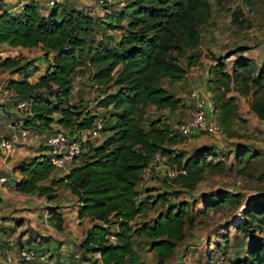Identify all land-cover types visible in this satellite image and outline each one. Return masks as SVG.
I'll list each match as a JSON object with an SVG mask.
<instances>
[{
	"label": "trees",
	"instance_id": "1",
	"mask_svg": "<svg viewBox=\"0 0 264 264\" xmlns=\"http://www.w3.org/2000/svg\"><path fill=\"white\" fill-rule=\"evenodd\" d=\"M211 1L128 0L105 20L107 28L120 31L118 39L108 36L97 41L98 19L88 8L55 3L52 8L46 5L48 14H44L37 0H28L19 12H12L4 7L5 0H0V43L40 47L47 62L46 70L32 81L31 76L39 69L32 59L22 62L23 58L6 56L0 60L1 66L13 67V72L21 75L6 82L7 87L16 90L15 99L5 107L7 112L17 100L29 98L32 109L22 119L25 127L38 132L64 128L73 135L92 127L99 116L104 119V139L101 143L89 141L68 171L56 168L48 153L26 157L15 168L22 174L14 183L19 192L52 198L58 185L70 188L77 197L78 217L92 222L79 245L85 256L100 250L102 259L110 264H144L134 240L136 235L150 239L149 249L157 253V264H168L175 256L187 236L188 223L193 222L189 201L169 203L157 215L134 222L159 201L169 200V191L159 192L155 198L139 196L142 171L155 151L161 150L170 164L187 170L172 178L164 175L165 181L189 189L195 188L207 171H224L228 166L211 147L199 148L193 154L176 150L173 145L184 135H170L174 124L159 117L145 126L140 118L150 104L171 111L184 105L163 79L184 80L187 67L180 63L179 54L187 56L188 66L199 62V23L210 19ZM249 62L250 58L239 59L232 71L222 60L210 67L215 121L220 128L230 130L239 116L238 98L232 91L252 94L251 108L264 120V67L256 75L238 69H247ZM84 67L92 68L94 82H112L116 87L105 90L97 101L108 111L94 112L71 101L75 75ZM20 118L17 116L16 121ZM55 124L59 127L54 130ZM246 153L248 162L256 156L254 151L241 149L238 162L246 159ZM203 200L207 207L225 200L239 203L242 194L225 190ZM263 214L264 197L246 205L244 218L236 227L253 234L255 219L264 222ZM49 219L56 229H64L65 216L58 206L50 207ZM116 226L117 240L108 242L107 235ZM229 264H264L263 240L253 234L249 253Z\"/></svg>",
	"mask_w": 264,
	"mask_h": 264
},
{
	"label": "rangeland",
	"instance_id": "2",
	"mask_svg": "<svg viewBox=\"0 0 264 264\" xmlns=\"http://www.w3.org/2000/svg\"><path fill=\"white\" fill-rule=\"evenodd\" d=\"M127 1L124 0V2ZM9 2L7 4H10ZM38 2L42 8H45L46 0H38ZM211 2L210 19L199 23L202 38L197 49L200 54L198 65L188 66L187 56L179 54L180 63L187 67L184 80L173 82L167 77L163 79V83L183 99L184 105L175 111L169 108L159 110L152 104L147 105L140 114L143 125L148 126L151 121L159 117L171 124L187 120L194 105V100L190 96L194 86L200 88L208 115L215 121L213 91L209 83L210 67L222 60L227 64L228 70L232 71L237 61L244 57L250 58V62L247 69L238 68L240 71L256 75L264 67V0H224L223 2L212 0ZM56 3L88 8L98 19L95 33L97 41L108 36H113L116 40L120 36L119 30L105 26V20L113 10L123 6L124 3L122 4L121 1L107 5H100L98 0H56ZM6 56L23 58L22 62L32 59L34 66L39 68L31 76L32 81L36 80L40 71H45L47 68V62L40 47L11 46L0 43V60ZM91 69L84 67L75 75L71 101L94 112H106L108 109L99 107L97 101L105 90L111 91L116 87L112 85V82L106 85L94 82L90 75ZM10 77H21V75L13 72V67L0 65V84L6 86ZM232 93H235L238 98L239 116L234 119L230 130L222 127L218 132L192 133L182 137V141L173 145L176 150L183 149L187 154H193L199 148L211 147L220 155V158L227 161L226 169L207 171L205 178L193 189L181 185H170L171 182L165 181L164 175L155 176L156 183L143 187L146 192L144 196L149 195L155 198L157 193L163 191H169L170 196L168 201H159L156 206L139 215L134 221L136 223L157 215L169 203L183 199L190 202L193 222L188 223L187 236L180 242L175 256L168 261V264H214V260L221 255L230 262L249 253L253 234L264 242V222L255 219L257 225L252 227L255 231L249 235L236 227V224L244 218L246 205L264 197V120L251 108L252 94L243 95L238 91H232ZM109 110L113 111V108ZM17 116H19L17 112H4L0 115L1 134L6 132V123L16 121ZM52 132L31 130L29 142L33 144L32 139H34L46 144ZM104 137L105 134L95 143H101ZM34 148L39 149L40 146L34 145ZM241 149L254 151L256 156L248 162V153H246L244 155L246 159L240 163L238 152ZM44 150L47 149L44 148ZM17 162L19 161H11L10 167L5 169L0 160V170H15ZM59 173L63 172L59 171ZM10 180L0 183L2 196L0 264H8L7 256L16 255L23 247L35 248L39 256L21 264H48L41 258L42 255L48 260L57 261L61 257H71L75 252L81 251L80 242L92 222L88 218L76 221L78 218L77 197L70 188L60 184L56 189V196L48 198L37 192H19L14 189L12 179ZM151 189L156 191L150 193ZM225 190L240 192L242 201L237 203L225 200L217 206H205L203 200L205 196ZM140 198H142L141 195ZM51 206H58L64 213L65 227L62 231L56 229L49 219ZM255 213L258 214V211ZM134 240L136 247L142 253L144 264H157V253L149 249L150 239L136 235Z\"/></svg>",
	"mask_w": 264,
	"mask_h": 264
},
{
	"label": "built area",
	"instance_id": "3",
	"mask_svg": "<svg viewBox=\"0 0 264 264\" xmlns=\"http://www.w3.org/2000/svg\"><path fill=\"white\" fill-rule=\"evenodd\" d=\"M28 0H13V7L22 9ZM116 1L124 0H98L100 5L112 4ZM56 0H47L46 5L53 6ZM12 7V8H13ZM15 12L14 9H9ZM198 65V64H195ZM195 65H192L194 67ZM16 90L0 84V115L7 112L5 107L14 100ZM191 98L194 100V105L191 109L189 117L183 122H178L173 125L170 135H190L195 132L209 131L218 132L220 126L216 121L211 119L206 110L205 99L198 86H194L190 92ZM10 106V105H9ZM32 102L29 98H21L17 100L14 105L9 107V112H17L21 117L18 121H8L6 128L10 132L8 134H0V160L4 167L13 160L18 147L24 144L29 138L31 129L23 125L22 119L31 113ZM104 119L99 116L92 127L78 130L74 135L64 128H59L52 132L47 138V149L50 159L54 166L63 171H68L74 164L78 157L85 150V146L89 141L95 142L103 137ZM185 167H179L170 164L168 157L163 154L161 150L154 152L150 163L145 166L142 171L140 180V188L145 186L154 176L161 174L172 178L181 173H186ZM8 180L6 175L0 176V182ZM81 218H77L79 222ZM119 227L113 228V231L107 235L108 242H115L117 240V232ZM39 253L33 247L21 248L16 255L9 254L7 256L8 264H21L23 262H30L38 258ZM48 264H110L102 259L100 250L89 253L85 256L81 251L75 252L71 257H61L57 261L48 260L44 255L41 256ZM214 264H229L223 255L214 260Z\"/></svg>",
	"mask_w": 264,
	"mask_h": 264
},
{
	"label": "crops",
	"instance_id": "4",
	"mask_svg": "<svg viewBox=\"0 0 264 264\" xmlns=\"http://www.w3.org/2000/svg\"><path fill=\"white\" fill-rule=\"evenodd\" d=\"M8 1H10L9 3L10 4H7L8 3ZM38 1V0H37ZM47 1V0H46ZM5 3H6V5H4V7H6V8H9V9H14V11L15 12H19L21 9L20 8H15V7H13V0H5ZM38 3H40V2H38ZM44 5H45V8H42L41 7V5L39 4V7H40V10L42 11V13H44V14H48V7L46 6V2H44ZM13 7V8H12ZM44 71H40L39 72V74H38V76L36 77V80H37V78L39 77V75L40 74H42ZM6 127V126H5ZM59 127L57 124H55L54 125V127H53V129L55 130V129H57V128ZM5 130H6V132H4L3 134H8V135H10V132L7 130V128H5ZM0 134H1V132H0ZM33 140V144H31L29 141H30V138H28L26 141H25V144H21L19 147H18V150H17V152H16V154H15V156H14V158H13V160H12V162H14V161H20V160H22V159H24V158H26V157H29V156H33V155H37V154H41V153H45V152H48V149H47V142H46V144H42L41 142H38V141H34V139H32ZM31 145V146H30ZM33 145V146H32ZM34 145H37V146H40V148L39 149H35L34 148ZM44 148H46L47 150L45 151L44 150ZM18 163V162H17ZM3 167V166H2ZM10 167V164H8V166H5L4 168L5 169H7V168H9ZM1 175H6L7 177H8V181L10 180V179H12V184L14 185V183H15V181H17V180H19L20 178H21V176H22V174H21V172L19 171V170H17V169H15V170H0V176ZM156 176H161V174H158V175H156ZM155 177V176H154ZM152 178L145 186L147 187L148 185H150V184H154V183H156V179L155 178ZM11 181V180H10ZM1 183V182H0ZM145 186H143V187H145ZM140 188V191H143L142 193H140V195L142 196V197H144V195L146 194V192L144 191V188ZM152 191H156V189L155 190H150L149 192L151 193ZM139 195V196H140ZM84 219V218H83ZM82 220V219H81Z\"/></svg>",
	"mask_w": 264,
	"mask_h": 264
}]
</instances>
